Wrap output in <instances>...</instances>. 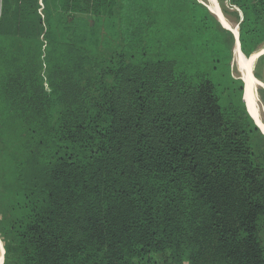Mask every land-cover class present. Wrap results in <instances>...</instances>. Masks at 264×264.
Wrapping results in <instances>:
<instances>
[{"label":"trees","instance_id":"trees-1","mask_svg":"<svg viewBox=\"0 0 264 264\" xmlns=\"http://www.w3.org/2000/svg\"><path fill=\"white\" fill-rule=\"evenodd\" d=\"M225 1L250 56L264 0ZM235 45L199 0H0L3 264H264Z\"/></svg>","mask_w":264,"mask_h":264},{"label":"rangeland","instance_id":"rangeland-1","mask_svg":"<svg viewBox=\"0 0 264 264\" xmlns=\"http://www.w3.org/2000/svg\"><path fill=\"white\" fill-rule=\"evenodd\" d=\"M11 1L12 0H10V2ZM199 1L203 2L205 4V6L209 7V5H208L209 0H199ZM213 1L216 5V7H215L216 10L219 11L221 13L222 17L224 18V20H226L228 22L229 27L234 29L237 26V24H236V14H235L234 10L232 9V7H229V5H227L225 0L222 1L223 2L222 5H221V1H219V0H213ZM213 15L217 18L216 13L215 14L213 13ZM219 21H220V19H219ZM221 22L223 23L222 20H221ZM234 49H235V47H234ZM263 49H264V46L261 47L260 49H258L257 52H259ZM254 53H256V52H254ZM254 53H252V54H254ZM250 56L244 55V57H247V58H250ZM230 71H231V74L233 77H235V78L242 77L244 79V77H243L244 71H243L242 63L237 58H235L234 55H233V58L231 61ZM255 72L258 74L256 77L254 75ZM252 73H253V76L257 80V82H255V93H256L257 102H258V105H259L260 111H261V113H260L261 116L258 115V118H259L261 123L262 122L264 123V58L259 59V57H258L255 60L253 66H252ZM244 81H245V79H244ZM245 89H246V87H245ZM253 117L255 118V120L257 119L254 115H253ZM259 126L261 127V129H263L261 124H259ZM3 252H4V247H3V243L0 239V256H1L0 257V262H1L0 264H3V258H4ZM2 256H3V258H2ZM1 259H2V261H1Z\"/></svg>","mask_w":264,"mask_h":264},{"label":"bare ground","instance_id":"bare-ground-1","mask_svg":"<svg viewBox=\"0 0 264 264\" xmlns=\"http://www.w3.org/2000/svg\"><path fill=\"white\" fill-rule=\"evenodd\" d=\"M208 5H209V8L213 11V13L214 14L216 13L217 19H220V21L222 20L223 23L226 26H229L228 22L226 20H224V18L222 17L221 13L216 10V8H215L216 5H215L214 1L213 0H209V4ZM261 51H264V49L261 50ZM259 52H256L254 54L256 55ZM254 54H252L251 57H254L255 56ZM233 55L235 56V58H237L239 61H241L242 66H243V71H244L243 77L245 79V84H246V86H245L246 87V89H245V100H246V103L248 105L249 112L251 113L252 116L254 115L257 118L255 121H257L258 125L259 124L262 125L263 129H261V130L263 131L264 130V123L263 122L261 123L259 118H258V115L261 116V114H260L261 111H260V107L258 105L257 98H256L255 86L252 83V80H254V76L252 77L251 73L249 71H245V69H244L245 66L249 65L251 57L250 58L244 57V55L238 49L237 45L235 46V49L233 51Z\"/></svg>","mask_w":264,"mask_h":264},{"label":"water","instance_id":"water-1","mask_svg":"<svg viewBox=\"0 0 264 264\" xmlns=\"http://www.w3.org/2000/svg\"><path fill=\"white\" fill-rule=\"evenodd\" d=\"M218 6V5H217ZM208 8V10L210 11V12H212L213 13V11L209 8V7H207ZM218 21H219V19H218ZM220 22V24L224 27V28H226V29H228L229 31H231L232 33H233V35H234V37H235V39H236V45H237V47H238V49L240 50V44H239V39H238V25L234 28V29H232L231 27H229V26H226L225 24H223L221 21H219ZM241 51V50H240ZM242 53V52H241ZM243 54V53H242ZM262 54H264V51H260L258 54H254L255 56L254 57H251V59H250V63H249V65L248 66H245L244 67V69H245V71H249L250 73H251V75L253 76V73H252V66H253V64H254V62H255V60L259 57V56H261ZM244 55V54H243ZM240 79L243 81V83H244V90H243V97H242V100L244 101V103H245V107H246V110H247V112H248V114L251 116V118L253 119V121H254V123H255V125L259 128V130H260V132L264 135V132L261 130V128L259 127V125L257 124V122L255 121V119L253 118V116L251 115V113L249 112V108H248V105H247V103H246V100H245V86H246V84H245V81H244V79L242 78V77H240ZM254 79H255V81L254 80H252V83H253V85L255 86V82H257V80H256V78L254 77ZM3 255H4V252H3ZM3 257V256H2Z\"/></svg>","mask_w":264,"mask_h":264}]
</instances>
